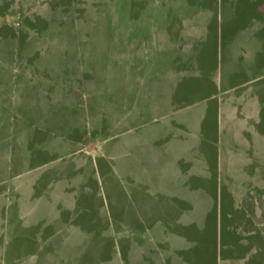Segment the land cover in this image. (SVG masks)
I'll return each instance as SVG.
<instances>
[{"label":"rangeland","instance_id":"rangeland-1","mask_svg":"<svg viewBox=\"0 0 264 264\" xmlns=\"http://www.w3.org/2000/svg\"><path fill=\"white\" fill-rule=\"evenodd\" d=\"M24 148L61 255L4 232L2 264H264V0H0V165Z\"/></svg>","mask_w":264,"mask_h":264},{"label":"crops","instance_id":"crops-1","mask_svg":"<svg viewBox=\"0 0 264 264\" xmlns=\"http://www.w3.org/2000/svg\"><path fill=\"white\" fill-rule=\"evenodd\" d=\"M21 151L20 156L16 158L18 159L17 162L9 160L0 165V264L3 262L5 253V243L3 242V239H5L4 234H11L14 231H22L25 233V235L19 238L29 241V247L33 251L41 249L40 241H45V243L49 239L52 242L54 241L52 248L56 249L55 255H61L60 250L62 244L60 245L59 242L62 239H59V231L63 230L61 227L63 219L59 211V205L61 203L59 200L47 199L49 197L48 190L49 187L52 189L51 182L53 180L47 186V184L44 185L45 180L43 179L40 192H37L34 186L38 181H36V178H30L35 168V166L31 165L33 155L26 148ZM43 165L45 164L42 163V167ZM40 168L38 167V170ZM54 173L52 174L54 175ZM9 177L10 183L8 182ZM27 189H32V192L28 193L26 191ZM37 211V215L31 216L32 213ZM30 231H34V233L31 234ZM57 240L59 245H57ZM38 253L35 252V254H32L36 255ZM12 254L13 257H21L15 259V261L21 259V264H26V261L22 257L30 255V253H26V243L22 248H17ZM12 263L14 264V260Z\"/></svg>","mask_w":264,"mask_h":264}]
</instances>
